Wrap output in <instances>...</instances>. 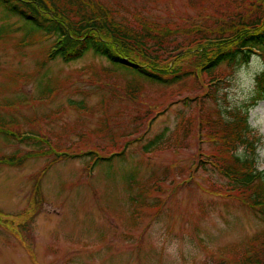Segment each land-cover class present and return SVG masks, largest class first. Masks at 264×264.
Returning a JSON list of instances; mask_svg holds the SVG:
<instances>
[{"label": "rangeland", "instance_id": "rangeland-1", "mask_svg": "<svg viewBox=\"0 0 264 264\" xmlns=\"http://www.w3.org/2000/svg\"><path fill=\"white\" fill-rule=\"evenodd\" d=\"M107 1L129 10L141 9L159 24H184V18L190 22L197 15L187 0ZM219 1L197 0L201 17L192 23H209L207 8H216ZM2 10L0 27L8 32L0 38V118L13 120L8 131L40 135L44 143L21 144L0 134V158L11 160L52 149L79 156L59 158L52 151L28 158L20 167L0 166V210L7 216L0 221V264H176L166 251L173 241L179 242V264L216 263L219 255L233 261L250 251L247 241L263 233L264 217L247 209L242 203L245 196L228 192V181L218 172L210 168L191 172L190 164L196 160L190 153L197 152L204 136L198 138L190 130L184 138L176 129L180 122L187 126L193 116L181 102L187 93L174 96L184 84L183 89H191V78L169 88L142 82L145 101L159 98L167 101L161 107L169 106L160 108L161 114L139 142L140 134L130 133V107L124 101L100 103L103 96L92 82V72L110 67L106 61L89 52L75 62L55 59L40 67L53 39L19 47L23 24L13 16L3 19ZM234 74L217 95L221 114V101L226 108L231 97V103L243 109L255 93V88L249 92L250 85L244 81L233 83ZM116 78L119 86L133 80L121 74ZM173 90L170 98L163 96ZM245 95L250 97L246 102L241 99ZM76 102L83 105L82 111ZM103 117H109L111 133L125 132L119 136V147L112 144L118 137L107 136V129L100 128ZM257 121H264V100L249 110L252 128ZM162 132L171 136L169 148L144 154L143 145ZM129 133L137 142L132 141L122 158L90 169L92 159L84 157V152L109 156L123 149ZM200 145L208 153L214 151L207 143ZM259 162L264 166V159ZM165 169L168 174L163 182L158 179L164 178ZM39 179L40 199L34 192ZM137 195L139 201L132 203L131 197ZM11 228L17 233L10 232Z\"/></svg>", "mask_w": 264, "mask_h": 264}, {"label": "trees", "instance_id": "trees-1", "mask_svg": "<svg viewBox=\"0 0 264 264\" xmlns=\"http://www.w3.org/2000/svg\"><path fill=\"white\" fill-rule=\"evenodd\" d=\"M145 2L151 1L134 0L137 4ZM187 2L191 9L197 11L196 18L190 19V22L184 18V24L174 25L159 24L141 9L129 10L120 3L111 4L107 0H0V9H3V19L13 16L23 24V37L17 43L19 47L31 42L40 43L43 39H53L40 67L55 59L63 63L75 62L89 52L106 61L110 67H100L92 72V82L103 96L100 103L124 101L133 114L130 133L140 134L139 142L148 134L157 115L161 114L160 108L169 106L161 107L167 101H160L159 98L145 101L142 82L169 88L191 78L190 90L183 89L184 84L176 94L175 90L163 94H168L170 98L172 94L182 96L187 93L181 102L191 109L193 116L187 121V126L180 122L176 129L184 138L190 130L198 138L204 136L197 144V152L190 153L191 158L196 160L190 164V167L193 166L191 172L197 169L207 172L209 168L218 172L227 179L229 189L225 188L228 192L245 196L242 203L248 207L243 205L253 214L264 217L263 172L256 171L253 159L241 161L233 155L236 147L244 144L247 145L246 152L256 156L255 145L259 143V138L250 127L249 110L264 100V72L255 77V93L244 108L226 111L227 116L231 117L230 121L223 118L217 105L219 91L228 86V77L239 64L248 62L253 55L264 59V0H220L216 8H207L211 14L207 21L209 23L203 21L200 24L192 23L194 19L200 21L199 3L197 0ZM7 30L0 27V38ZM118 74L133 80H127L119 86L116 78ZM74 104L77 109L83 110L80 102ZM203 111L206 112L204 115ZM108 118L103 117L100 128L107 129L105 135L118 137L112 144L119 147V136L125 132L111 133ZM13 124V120L0 118V134L21 144L30 142L41 146L44 143L40 135L21 136L15 131H8L6 128ZM143 126L145 128L140 129ZM116 127L119 128L118 123ZM130 133L127 136L129 140L123 143V149L114 150L109 156L95 151L84 152V157L92 159L90 169L93 170L102 162H111L115 157L122 158L126 148L135 140ZM150 140L141 150L146 155L166 151L171 144V136H166L165 132ZM204 143L211 145L214 151H204L203 145H200ZM52 151L61 156L59 158L79 156L56 149L42 150V153L33 151L19 158L12 157L11 160L0 158V166L20 167L28 158L43 156ZM47 169L41 172V177ZM162 174L164 178L158 180L164 182L167 170ZM40 180L34 185V192L39 199ZM149 192L148 188L145 194ZM131 199L135 203L139 201V195ZM5 217L6 214L0 210V221L5 220ZM11 231L17 233L14 228ZM262 232L247 241L251 245L248 249L250 251L244 252L240 258L231 261L226 255H219V262L208 264H264V230ZM19 237L23 241V237Z\"/></svg>", "mask_w": 264, "mask_h": 264}, {"label": "clouds", "instance_id": "clouds-1", "mask_svg": "<svg viewBox=\"0 0 264 264\" xmlns=\"http://www.w3.org/2000/svg\"><path fill=\"white\" fill-rule=\"evenodd\" d=\"M261 64H264V59L258 55L250 56L248 62L241 63L237 66L233 83L236 81H244L250 85L249 92L253 91L255 88V77L264 72V69L259 68ZM255 68V70H253ZM222 95V93L220 94ZM229 105L225 108L223 101H221V111L223 118L226 121H230L231 117L226 115V111H233L236 107H240L239 104H232V98L228 97ZM242 101L246 102L250 99L249 96L245 95L241 98ZM252 127V126H250ZM252 132L259 138V143L255 145L256 156H252L249 152H246L247 145L240 144L236 147L233 155L236 156L241 161L246 159H253L255 161L254 167L258 172H264V166L260 165V160L264 159V121H257L256 125L252 128ZM190 247V246H188ZM179 242L173 241L166 249L167 253L179 264Z\"/></svg>", "mask_w": 264, "mask_h": 264}]
</instances>
